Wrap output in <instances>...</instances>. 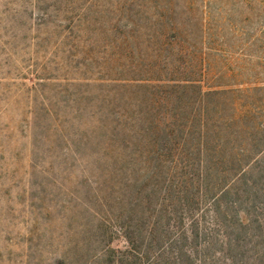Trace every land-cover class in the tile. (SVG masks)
Returning a JSON list of instances; mask_svg holds the SVG:
<instances>
[{"label":"rangeland","instance_id":"1","mask_svg":"<svg viewBox=\"0 0 264 264\" xmlns=\"http://www.w3.org/2000/svg\"><path fill=\"white\" fill-rule=\"evenodd\" d=\"M152 114L236 130L226 154L250 168L233 183L219 169L220 230L207 211L189 242L264 264V0H0V264H110L132 176L141 199L163 188L145 159Z\"/></svg>","mask_w":264,"mask_h":264},{"label":"trees","instance_id":"2","mask_svg":"<svg viewBox=\"0 0 264 264\" xmlns=\"http://www.w3.org/2000/svg\"><path fill=\"white\" fill-rule=\"evenodd\" d=\"M152 116L155 126L146 128L151 137L146 139L145 159L150 158L156 165L150 177H159L163 188L155 186L141 199L137 178L132 176L133 189L124 191L130 196L129 203L115 209L111 218V226L123 234L127 247L123 250L106 248L103 257L110 264H216L219 258L209 256L203 250L210 244L208 239L199 246L203 251L200 252L191 247L189 238L197 237L199 231L207 232L208 228L201 226L207 211L212 214V225L218 228L214 230H220L218 215H223L222 198L231 191V183L247 173L251 162L243 154H226L227 149H237L239 146L235 129H230L228 137L220 135L225 131L224 126L232 128L230 125L219 126L218 136V132L210 133L209 128L202 124L197 132H193L194 126L182 124L181 121L178 123L174 120L171 124L166 121L161 126L158 124L159 118L155 114ZM178 116H182V113L174 114L175 118ZM161 133L163 137L158 136ZM137 142L138 137L133 142L129 141L130 144L140 145L143 151V144ZM163 165L168 170H163ZM170 165H174L172 170ZM224 166L236 167L237 174L231 183L221 187L219 169ZM193 171L200 173L196 184ZM213 174H216L218 181L210 187L208 180ZM202 184L205 185L203 191L199 187ZM211 194L212 198H207ZM152 196L156 198L154 202ZM243 215L246 216V213L243 212Z\"/></svg>","mask_w":264,"mask_h":264}]
</instances>
